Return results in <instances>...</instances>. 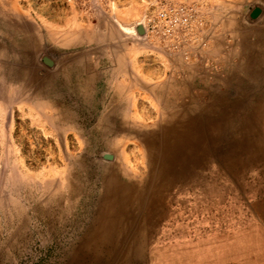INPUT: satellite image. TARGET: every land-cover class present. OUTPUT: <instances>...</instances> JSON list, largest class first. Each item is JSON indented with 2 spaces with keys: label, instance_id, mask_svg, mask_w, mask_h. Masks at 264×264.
Here are the masks:
<instances>
[{
  "label": "rangeland",
  "instance_id": "rangeland-1",
  "mask_svg": "<svg viewBox=\"0 0 264 264\" xmlns=\"http://www.w3.org/2000/svg\"><path fill=\"white\" fill-rule=\"evenodd\" d=\"M177 5L198 11L196 42L149 24ZM176 104L259 127L209 150L174 138L129 264H264V0H0V264H81L105 175L146 181ZM185 190L209 234L174 241Z\"/></svg>",
  "mask_w": 264,
  "mask_h": 264
},
{
  "label": "bare ground",
  "instance_id": "bare-ground-1",
  "mask_svg": "<svg viewBox=\"0 0 264 264\" xmlns=\"http://www.w3.org/2000/svg\"><path fill=\"white\" fill-rule=\"evenodd\" d=\"M220 101L227 104V100L220 99ZM211 107H205L200 114H192L189 112L191 106L177 107V104L175 105V109L170 113V118L165 121L161 130L149 138L150 173L148 179L142 184L123 181V177L115 171H109L105 175L101 185L102 192L97 212L91 218L90 224L88 223V229L84 232L79 246L74 249L75 253L81 257V264H129V261L133 263L140 256V247L147 243L142 208L145 195L151 192V188L159 176L166 172L169 160L162 159L168 157L169 151L176 146L174 143L176 136L187 130H196L200 134L199 137L191 135L182 141L179 140L181 141L179 143L198 145L209 150L207 146L218 141L223 135L227 136L226 134L229 133V137L236 139L250 126L259 127L256 119L253 120L252 117L249 120L248 117H230L228 114L214 115ZM242 108H246V106L242 105ZM251 109L258 114L261 111V107L258 105L252 106ZM230 148L232 147L228 149ZM213 153L215 154V151ZM157 156L158 160H153ZM204 161L205 163L209 162V160ZM177 178L180 179L179 175ZM208 181L203 180L206 183L207 192L212 196V186H209ZM183 188L189 190L188 185ZM186 194L188 196L186 200L187 214H182L180 217L183 219H178L179 222H176L178 232L174 241L185 238L193 239L209 234L201 233L202 226L197 218L196 200L190 199V193L187 190H185ZM177 199L182 200L183 198ZM183 201L185 202L184 199ZM184 223L188 228L185 234L180 229ZM153 224L154 221L150 223V227ZM152 255L154 256L155 253Z\"/></svg>",
  "mask_w": 264,
  "mask_h": 264
},
{
  "label": "built area",
  "instance_id": "built-area-1",
  "mask_svg": "<svg viewBox=\"0 0 264 264\" xmlns=\"http://www.w3.org/2000/svg\"><path fill=\"white\" fill-rule=\"evenodd\" d=\"M149 24L156 33L166 37L187 34L190 40L196 42L199 39L198 26L202 20L194 7L177 5L158 12L157 17L149 19ZM185 58H189L187 50L182 51Z\"/></svg>",
  "mask_w": 264,
  "mask_h": 264
},
{
  "label": "water",
  "instance_id": "water-1",
  "mask_svg": "<svg viewBox=\"0 0 264 264\" xmlns=\"http://www.w3.org/2000/svg\"><path fill=\"white\" fill-rule=\"evenodd\" d=\"M259 12H260V10H256V11L254 12V14H253V17H256L257 14H259Z\"/></svg>",
  "mask_w": 264,
  "mask_h": 264
}]
</instances>
